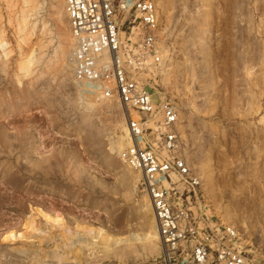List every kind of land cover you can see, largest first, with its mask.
I'll return each instance as SVG.
<instances>
[{
  "label": "rangeland",
  "instance_id": "374dc122",
  "mask_svg": "<svg viewBox=\"0 0 264 264\" xmlns=\"http://www.w3.org/2000/svg\"><path fill=\"white\" fill-rule=\"evenodd\" d=\"M150 1L161 62L140 79L177 110L193 210L264 264V0ZM70 47L63 0H0V264H162L118 157L127 112L74 83Z\"/></svg>",
  "mask_w": 264,
  "mask_h": 264
},
{
  "label": "built area",
  "instance_id": "2783aa9c",
  "mask_svg": "<svg viewBox=\"0 0 264 264\" xmlns=\"http://www.w3.org/2000/svg\"><path fill=\"white\" fill-rule=\"evenodd\" d=\"M74 83L95 100L115 101L127 112L130 145L118 153L140 176L161 246L162 264H248L233 226L193 210L200 180L178 151V113L156 99L140 75L161 62L158 12L150 0H63ZM130 111L137 116L134 118ZM150 137L160 150L149 146ZM162 151V152H161Z\"/></svg>",
  "mask_w": 264,
  "mask_h": 264
},
{
  "label": "bare ground",
  "instance_id": "6f19581e",
  "mask_svg": "<svg viewBox=\"0 0 264 264\" xmlns=\"http://www.w3.org/2000/svg\"><path fill=\"white\" fill-rule=\"evenodd\" d=\"M137 116V115H136ZM134 118H135V116H133ZM127 144H130V140H129V142L127 143ZM145 212H146V214H145V218H149V216H150V214L152 213V211H151V208H147L146 210H145ZM152 216V215H151ZM149 220V223H148V225H149V228H150V231L148 232V235H147V242L145 243V247L148 249H154V248H157V245H156V242L158 243L159 242V240H158V234H157V229H156V226L154 227V225L153 224H155V220H154V218L152 217V218H149L148 219ZM146 221V220H145ZM128 240V239H127ZM126 240V241H127ZM129 242V241H128ZM85 246L86 247H89L90 249H94L95 248V244L94 243H92V242H89V243H87V244H85ZM157 250V249H156ZM155 250V251H156ZM128 252V251H127ZM129 253V252H128Z\"/></svg>",
  "mask_w": 264,
  "mask_h": 264
}]
</instances>
